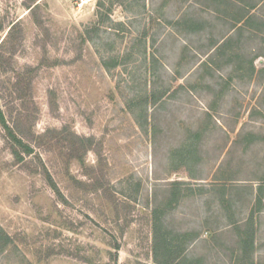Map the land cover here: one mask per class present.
<instances>
[{"label": "rangeland", "instance_id": "rangeland-1", "mask_svg": "<svg viewBox=\"0 0 264 264\" xmlns=\"http://www.w3.org/2000/svg\"><path fill=\"white\" fill-rule=\"evenodd\" d=\"M235 1L0 0V264H156L155 223L170 261L264 264V0Z\"/></svg>", "mask_w": 264, "mask_h": 264}, {"label": "trees", "instance_id": "trees-1", "mask_svg": "<svg viewBox=\"0 0 264 264\" xmlns=\"http://www.w3.org/2000/svg\"><path fill=\"white\" fill-rule=\"evenodd\" d=\"M229 3L231 4L232 8L236 9V11H234V10L233 11L235 12V14L237 13L238 16L234 17L233 19L235 21H237V23L242 24L243 22H246V21L248 22V19L253 16L252 14H248L245 12V6L248 8H254V5L245 4L244 2H242V0H236L235 2H229ZM241 26L242 25H239L238 28H240ZM0 118L3 121L4 116L1 114V112H0ZM7 134L11 137L12 141H14L15 143H18V145L21 148H23V150H25L28 153L30 152V147H29V145H27L22 140L24 137H22V131H20V129H18V127L13 128V130H12V128L9 127L7 129ZM14 153L16 156H18V152L16 150H14ZM258 200L260 201V198H258ZM153 232H154L153 233L154 234L153 235V252H154V258H155L156 264H180L176 260L177 258L175 260H171V261L169 259L174 254L176 255L178 253V250H177L178 246L176 245V247H175L173 245V243L171 241H169L166 234L161 233V231L158 228L157 223H155V226L153 227ZM250 234H251V232H250ZM10 243H12V238L0 226V254H1V252L4 251L6 246L9 245ZM242 243L244 245H251V241L247 238L245 240H243ZM159 251H162V254L164 253V255H165L163 258V261H160L157 257Z\"/></svg>", "mask_w": 264, "mask_h": 264}]
</instances>
